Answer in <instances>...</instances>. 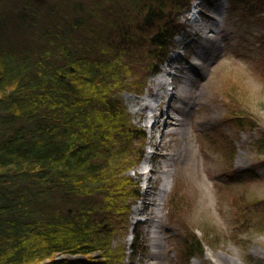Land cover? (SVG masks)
I'll use <instances>...</instances> for the list:
<instances>
[{
  "label": "trees",
  "instance_id": "1",
  "mask_svg": "<svg viewBox=\"0 0 264 264\" xmlns=\"http://www.w3.org/2000/svg\"><path fill=\"white\" fill-rule=\"evenodd\" d=\"M190 2L0 0V264H122L145 132L121 94L143 92Z\"/></svg>",
  "mask_w": 264,
  "mask_h": 264
},
{
  "label": "rangeland",
  "instance_id": "2",
  "mask_svg": "<svg viewBox=\"0 0 264 264\" xmlns=\"http://www.w3.org/2000/svg\"><path fill=\"white\" fill-rule=\"evenodd\" d=\"M222 1L229 7L218 20L219 34L206 31L190 51L174 38L171 45L178 49L167 54L171 46L165 52L170 59L177 50L185 51L192 62L189 65L205 68L193 77L192 89L198 96L187 98L193 107L185 134L177 132L178 119L186 117L181 99L168 102L164 123L169 125L163 136L161 131L155 135L146 116L135 112L142 93L148 92L151 80L161 73L159 64V72L138 69L137 79L146 76L141 94L130 90L121 94L132 123L145 132V140L135 143L136 148L143 146L142 160L128 171L138 187V195L127 201L129 229L114 239L115 246L122 243L128 249L122 264H131V260L132 264H142L144 259L148 264H264V154H258V140L264 134V14L245 5L234 6L232 0ZM192 2L209 13L216 0ZM190 5L176 15L178 29L187 24ZM211 13L215 14L214 10ZM213 21L209 20L208 27H215L217 21ZM214 39L219 40L220 52L211 47V56L204 61L201 42L213 46ZM176 80L180 87L183 82L184 87L190 85L182 76ZM238 115L243 120L241 125L236 122ZM156 152L162 156L155 155L150 161ZM144 161L149 163L146 168L152 165L154 169V192H160L166 172L171 183L162 207L153 193L157 203L150 206L148 214L141 215L138 212L143 210L145 199L138 198L147 182L141 170ZM146 216L151 219L139 221ZM192 234L203 241L204 250L188 258ZM157 235L159 245L155 244Z\"/></svg>",
  "mask_w": 264,
  "mask_h": 264
},
{
  "label": "bare ground",
  "instance_id": "3",
  "mask_svg": "<svg viewBox=\"0 0 264 264\" xmlns=\"http://www.w3.org/2000/svg\"><path fill=\"white\" fill-rule=\"evenodd\" d=\"M192 17H194V16H192ZM211 19L212 18L210 17L209 13H204L203 20L206 22V24H205L206 29H209L208 32H216L219 34L220 31L216 30V28L218 27L217 23L215 24V27H212V26L208 27L207 24H209L208 22ZM206 39L209 40L207 36H206ZM211 41L213 42V46L207 45V43H205L204 41L201 42V46H202L201 51L205 52V54L201 53V56H202L204 61L209 60V58L211 56V49H210L211 47H214V49H216L217 52H220L221 46L218 42L219 40L214 39ZM175 59H177V58H172V60H175ZM194 68L196 69L197 73L198 72L203 73L205 70V68H203L202 66H196L195 65ZM184 72H185V67H181L180 73L183 74ZM181 76L182 75H180L179 77L174 76L171 78V75L169 76V74H167V73H160L153 80H151V84H150V87L148 89V92L142 93L140 100H138V102L135 106V112L140 113L142 116L145 115L146 120L149 117V112L151 113V115H152L151 118L153 120L152 128H153L155 135H156V132H158V131L162 132V136L164 135V129L169 125L168 122L164 123V118L168 114V108L170 107V104L168 105V102L174 100L175 98L181 99V101H183V103L185 104L183 109L182 108L181 109L183 111V114L186 115V117L178 119V120H181L179 123H177L178 121L176 122L180 127L177 132L179 134H185L186 133V126L188 124L187 117L191 114V109L193 107L192 104L190 105V102L187 100V98H196L198 96V94H196V90L193 91V89H192V86L194 83H191L190 85H188L186 87H180L179 82L176 79L180 78ZM180 81H181V79H180ZM149 90H150V92H149ZM180 92H182V94H180ZM130 97L132 98V100L135 101V99H136L135 95L131 94ZM166 104H167V107H165ZM147 110H148V114H147ZM168 117H170V116H168ZM171 122L175 124L174 121H171ZM159 145L160 146L163 145L162 140L159 143ZM155 155L157 157L162 156L160 153L156 152V153H154L153 156H151L152 160H150V159L149 160L153 161V159L155 158ZM147 160H148V158L145 161H147ZM145 161H144V163H145ZM155 189H156L155 183L152 181V178H151L148 188L145 190L143 195H141L142 198H145L143 210L148 211L150 209V206L153 207L157 203V200H156L157 198H153V195H152L153 193H155L154 192ZM166 192L167 191H165L163 193V195H166ZM151 195H152V197H151ZM152 212L153 211H151L150 213H152ZM148 219L150 220L151 216ZM155 244L159 245L158 235L156 236ZM155 255H157V254H155ZM148 263L149 262L146 261L145 259L142 261V264H148Z\"/></svg>",
  "mask_w": 264,
  "mask_h": 264
}]
</instances>
